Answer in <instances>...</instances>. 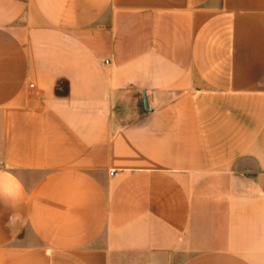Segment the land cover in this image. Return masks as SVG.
<instances>
[{
	"label": "crops",
	"instance_id": "0c3cea01",
	"mask_svg": "<svg viewBox=\"0 0 264 264\" xmlns=\"http://www.w3.org/2000/svg\"><path fill=\"white\" fill-rule=\"evenodd\" d=\"M0 264H264V0H0Z\"/></svg>",
	"mask_w": 264,
	"mask_h": 264
},
{
	"label": "built area",
	"instance_id": "2783aa9c",
	"mask_svg": "<svg viewBox=\"0 0 264 264\" xmlns=\"http://www.w3.org/2000/svg\"><path fill=\"white\" fill-rule=\"evenodd\" d=\"M107 63V62H106Z\"/></svg>",
	"mask_w": 264,
	"mask_h": 264
}]
</instances>
